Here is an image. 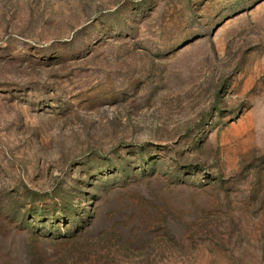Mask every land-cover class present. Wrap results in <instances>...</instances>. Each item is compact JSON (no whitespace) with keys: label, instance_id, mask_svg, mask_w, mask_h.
<instances>
[{"label":"rangeland","instance_id":"1","mask_svg":"<svg viewBox=\"0 0 264 264\" xmlns=\"http://www.w3.org/2000/svg\"><path fill=\"white\" fill-rule=\"evenodd\" d=\"M0 264H264V0H0Z\"/></svg>","mask_w":264,"mask_h":264}]
</instances>
